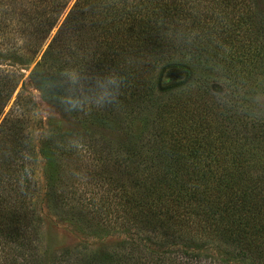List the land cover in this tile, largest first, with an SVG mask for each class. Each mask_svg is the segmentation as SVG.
Listing matches in <instances>:
<instances>
[{
	"label": "trees",
	"instance_id": "1",
	"mask_svg": "<svg viewBox=\"0 0 264 264\" xmlns=\"http://www.w3.org/2000/svg\"><path fill=\"white\" fill-rule=\"evenodd\" d=\"M255 2L0 0V264H264V106L233 76L247 59L251 75L264 74V5ZM158 67L184 74L163 85ZM28 69L73 121L40 149L31 141L35 104L22 92ZM69 70L116 72L118 101L68 110L53 93L70 91ZM71 154L88 156V172L113 190L98 198L135 221L136 238L48 253L37 210L41 158L49 208L91 227L79 195L72 202L77 178L63 176L60 159ZM108 212L96 214L114 227L102 219Z\"/></svg>",
	"mask_w": 264,
	"mask_h": 264
},
{
	"label": "rangeland",
	"instance_id": "2",
	"mask_svg": "<svg viewBox=\"0 0 264 264\" xmlns=\"http://www.w3.org/2000/svg\"><path fill=\"white\" fill-rule=\"evenodd\" d=\"M257 3V4H256ZM256 9L258 6L263 8L264 0H256ZM55 31V30H54ZM53 31V32H54ZM233 46L231 50H234ZM224 50L228 52L226 46ZM249 59L242 63L243 68L238 65L234 67L233 76L235 75V80L245 81L244 89L248 91H255L256 94H248L247 97L251 101L254 97L256 103H259L261 106H264V74L257 76L256 73L251 75ZM249 69V70H248ZM30 69L24 71L23 82L25 83L24 88L22 89L23 94L26 98L31 99L35 104L31 111V141L35 144L37 149L43 148V144L46 143L47 136L50 133L60 132L63 133L66 130L73 128V121L68 114L63 112L61 108L48 100L44 99L37 88V86L29 79ZM237 73V74H236ZM184 70L181 68H166L161 71V67L157 68L154 71V78H160V81L164 83L169 82V78L176 80L179 77H182ZM249 81L246 84L248 78ZM229 81L223 79L215 89L221 92L225 91L227 88V83ZM22 83L18 86L16 93L21 89ZM63 169V176H68L70 182L74 181L73 179L77 178L78 184H74L72 191H75V195L72 198V202L79 195L77 203H83L87 208H83L89 218L91 219V227H84L79 222H71L67 219H63L61 216L55 214L47 205V196L45 194L46 185L44 180V171L43 160L42 158L37 162V176L41 180L42 190H40V195L37 204V210L40 212L43 223H44V243L48 250V253H52L56 250H61L64 248H71L78 244H86L89 248L95 249L101 246H113L116 243H119L122 239L136 238L137 230L136 225L129 217L116 218L118 216L115 211H112L110 204L107 205L106 200H100L98 195L101 196V193L108 194L107 196H113V190H105L107 187L106 183H98L97 177H92L91 171L92 163L88 156L85 158L78 157V155L61 157ZM71 190V188H68ZM112 197L110 200H113ZM81 199V200H80ZM117 200V198H114ZM101 209H106L108 212L107 217L103 218L106 225H115L114 227H104L99 222V217L96 214V211L101 212ZM112 212V213H111ZM119 217V216H118ZM204 252L209 254L220 256L219 251L214 249L211 246H208L204 249ZM234 263V262H231ZM237 264V263H236Z\"/></svg>",
	"mask_w": 264,
	"mask_h": 264
},
{
	"label": "clouds",
	"instance_id": "3",
	"mask_svg": "<svg viewBox=\"0 0 264 264\" xmlns=\"http://www.w3.org/2000/svg\"><path fill=\"white\" fill-rule=\"evenodd\" d=\"M91 81L90 91L81 92L86 80ZM63 81L70 91L64 96H55L57 101L70 111H83L89 107L101 108L118 101L123 78L116 72L86 78L78 70H69L63 74ZM49 91L56 87L54 83L45 85Z\"/></svg>",
	"mask_w": 264,
	"mask_h": 264
}]
</instances>
